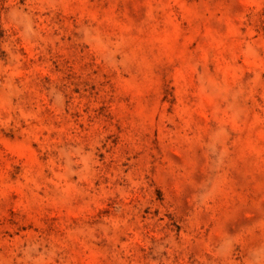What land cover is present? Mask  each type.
Returning <instances> with one entry per match:
<instances>
[{"label": "rangeland", "instance_id": "374dc122", "mask_svg": "<svg viewBox=\"0 0 264 264\" xmlns=\"http://www.w3.org/2000/svg\"><path fill=\"white\" fill-rule=\"evenodd\" d=\"M0 264H264V0H0Z\"/></svg>", "mask_w": 264, "mask_h": 264}]
</instances>
